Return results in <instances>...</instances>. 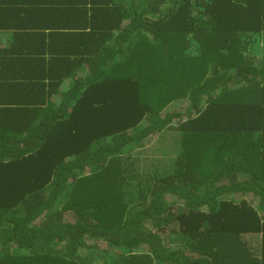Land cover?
<instances>
[{
  "label": "trees",
  "instance_id": "trees-1",
  "mask_svg": "<svg viewBox=\"0 0 264 264\" xmlns=\"http://www.w3.org/2000/svg\"><path fill=\"white\" fill-rule=\"evenodd\" d=\"M0 264H264V0H0Z\"/></svg>",
  "mask_w": 264,
  "mask_h": 264
},
{
  "label": "rangeland",
  "instance_id": "rangeland-1",
  "mask_svg": "<svg viewBox=\"0 0 264 264\" xmlns=\"http://www.w3.org/2000/svg\"><path fill=\"white\" fill-rule=\"evenodd\" d=\"M145 148L148 149V147H145ZM145 148H142V149H141L142 152L139 153V154H137L136 156H138V157H143V156L147 157V156L145 155V152H146V151H145V150H146ZM134 153H136V152H134ZM139 160H140V161H138V162L135 163V166H136V165H139V167H140L141 164H142V165L144 164V162H143V158H140ZM145 160H147V158H146Z\"/></svg>",
  "mask_w": 264,
  "mask_h": 264
}]
</instances>
